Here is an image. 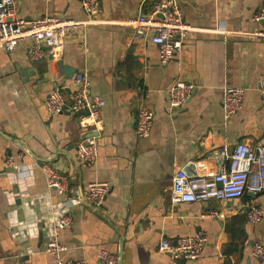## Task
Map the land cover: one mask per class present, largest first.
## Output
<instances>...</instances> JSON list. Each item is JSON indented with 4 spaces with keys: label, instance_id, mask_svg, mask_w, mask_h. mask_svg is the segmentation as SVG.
Returning a JSON list of instances; mask_svg holds the SVG:
<instances>
[{
    "label": "crops",
    "instance_id": "crops-1",
    "mask_svg": "<svg viewBox=\"0 0 264 264\" xmlns=\"http://www.w3.org/2000/svg\"><path fill=\"white\" fill-rule=\"evenodd\" d=\"M156 0H98L94 22L70 30L65 49L32 62L29 40L13 52L0 49V264H54L44 253L56 221L69 215L60 234L63 260L100 264L98 249L118 264H264L251 256L264 246V223L250 225L246 211L264 210V191L238 200L172 205V178L214 174L223 146L264 147V102L258 79L264 73V0H177L192 30L179 56L162 66L158 48L133 41L131 22L148 14ZM16 14L29 22L55 15L87 20L80 0H15ZM73 70L71 78L56 62ZM86 74L92 97L102 105L95 125L67 112L50 115L44 101L59 87L69 103L71 80ZM192 84L191 98L169 108L177 80ZM243 90L241 110L225 121L222 90ZM153 112L151 134L140 139L134 127L139 105ZM83 121V122H82ZM93 135L98 160L87 167L76 156L80 140ZM63 176L72 192L91 182L110 190L97 211L48 191L43 170ZM214 213V217L210 214ZM204 233L207 244L195 261L173 260L159 251L163 240Z\"/></svg>",
    "mask_w": 264,
    "mask_h": 264
},
{
    "label": "built area",
    "instance_id": "built-area-1",
    "mask_svg": "<svg viewBox=\"0 0 264 264\" xmlns=\"http://www.w3.org/2000/svg\"><path fill=\"white\" fill-rule=\"evenodd\" d=\"M82 10L87 18L85 22H75L55 15H44L29 22L16 14L15 0H0V49L13 52L18 43L30 41L28 58L36 62L60 55L65 49V38L68 32L77 29L82 24L94 22L98 14V0H80ZM264 19L256 16L255 21ZM134 28L132 40H147L158 48V61L165 66L175 60L181 50L186 35L192 30L184 22L182 11L177 0H156L148 14H140L131 22ZM264 41V31L253 35ZM63 89L55 88L44 101V107L50 115H60L64 112L81 120H91L95 125L102 105L99 97H92L90 84L86 74L76 73L71 80L69 103L62 95ZM259 93L264 102V73L258 79ZM194 90L192 84L177 79L169 90V108L179 110L191 98ZM244 92L237 87L225 86L222 90V114L225 121L238 113L242 108ZM84 112L88 116H84ZM153 112L145 105H139L135 120V135L140 139L151 134ZM83 122V121H82ZM222 163L214 174L188 175L184 170H178L173 178L170 191L172 205L203 204L209 201L238 200L245 192L261 193L264 191V147H249L237 143L231 150L223 146L219 152ZM76 156L87 167L95 166L98 160V145L95 137L80 140L76 145ZM47 189L60 198L74 193L76 203L85 204L99 211L110 190L107 183L91 182L83 193L72 192L63 176L51 170L44 169ZM214 217V213L210 214ZM246 222L250 225L264 223V210L254 205L246 211ZM72 218L67 215L55 222L53 234L44 248L54 264H87L84 260H63L62 254L66 248L59 241L60 234L72 226ZM207 244L204 233L176 238L174 241L163 240L159 251L166 252L173 260L195 261ZM251 256L256 260H264V246L255 243L251 248ZM96 257L100 264H118L117 256L105 250L98 249Z\"/></svg>",
    "mask_w": 264,
    "mask_h": 264
},
{
    "label": "water",
    "instance_id": "water-1",
    "mask_svg": "<svg viewBox=\"0 0 264 264\" xmlns=\"http://www.w3.org/2000/svg\"><path fill=\"white\" fill-rule=\"evenodd\" d=\"M50 58H51V56H50ZM56 65H57L59 70H61L64 73H66L68 79L71 78V75L74 73L71 68H69L68 66L63 65L62 61L56 62ZM83 114H84V116H88L87 112H84ZM88 137H93V135H89Z\"/></svg>",
    "mask_w": 264,
    "mask_h": 264
}]
</instances>
